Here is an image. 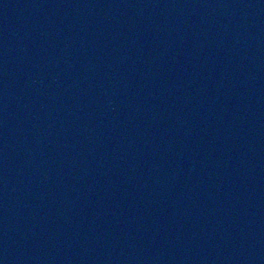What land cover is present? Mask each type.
Returning <instances> with one entry per match:
<instances>
[{
  "label": "water",
  "instance_id": "1",
  "mask_svg": "<svg viewBox=\"0 0 264 264\" xmlns=\"http://www.w3.org/2000/svg\"><path fill=\"white\" fill-rule=\"evenodd\" d=\"M0 264H264V0H0Z\"/></svg>",
  "mask_w": 264,
  "mask_h": 264
}]
</instances>
